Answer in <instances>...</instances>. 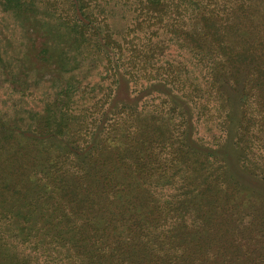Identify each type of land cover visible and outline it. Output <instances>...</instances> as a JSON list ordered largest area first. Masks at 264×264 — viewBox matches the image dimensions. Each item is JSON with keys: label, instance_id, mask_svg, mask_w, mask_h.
Listing matches in <instances>:
<instances>
[{"label": "rangeland", "instance_id": "obj_1", "mask_svg": "<svg viewBox=\"0 0 264 264\" xmlns=\"http://www.w3.org/2000/svg\"><path fill=\"white\" fill-rule=\"evenodd\" d=\"M119 1H110L105 8L91 3V10L107 18L116 36L130 26L133 16ZM19 3L0 0V256L8 249L11 254L16 252L18 264H33V259L67 264L66 241L62 242L65 247H55L43 236L44 212L52 194L40 181H47L45 165L51 162L55 143L62 151L70 150L79 117L109 79L104 58L78 37L69 22L73 0ZM258 12L253 22L263 21L264 27V0ZM251 34L257 36L255 31L242 36ZM234 42L238 43L236 38ZM260 42L264 43V31ZM169 58L177 60L188 83L196 82L197 76L206 88L208 70L187 50L177 47ZM251 58H243L238 71L224 70L216 77L220 101L225 104L221 112L227 132L220 157L224 167L208 150L213 137L224 132L222 118L210 122L193 112L194 138L183 147L187 154L165 144L160 153L168 158L166 162L156 163L154 172L138 186L133 181L131 194L136 204L150 215L165 216L146 247L148 252L150 248L163 250L169 264H264V88L256 87ZM73 86L94 89L84 95L72 92ZM258 95L263 97L260 104ZM133 103L129 83L122 77L111 107ZM167 126L177 138L178 125L168 121ZM165 209L167 213L162 212ZM130 216L124 210V219ZM125 225L120 220L109 226L113 242L125 238ZM36 240L42 242L34 245ZM148 252H143L145 258ZM8 262L9 257L0 261Z\"/></svg>", "mask_w": 264, "mask_h": 264}, {"label": "trees", "instance_id": "obj_2", "mask_svg": "<svg viewBox=\"0 0 264 264\" xmlns=\"http://www.w3.org/2000/svg\"><path fill=\"white\" fill-rule=\"evenodd\" d=\"M19 1L13 0L16 5ZM73 1L69 22L78 37L104 58L109 82L79 117L78 139L69 143L70 150L62 151L55 143L51 162L45 165L47 181L40 183L50 190L52 201L44 212L43 236L55 247H65L62 242L66 241L63 250L74 264H169L163 250L150 248L151 253L146 247L165 216L150 215L136 204V196L131 194L133 181L138 186L154 172L156 163L166 162L168 158L160 153L165 144L187 154L183 147L194 138L193 112L210 122L222 118L224 132L213 137L208 150L224 167L220 157L227 132L221 112L225 104L220 101L216 77L224 70L238 71L242 59L252 57L249 63L255 69L256 87L264 88V43L260 42L264 27L263 21L253 22L261 14L260 0H120L133 13L130 26L120 36L111 31L107 18L91 10L93 2L105 8L113 0ZM253 31L257 36H242ZM177 47L187 50L208 70L205 89L197 76L196 82L188 83L177 60L169 58ZM258 51L260 56L254 60ZM122 77L129 83L134 103L111 107ZM82 87L73 86L71 91L86 95L94 89ZM258 98L260 104L263 97ZM168 121L178 125L177 138L169 131ZM117 140L121 145L114 144ZM122 196L126 198L122 200ZM124 210L131 214L127 219ZM120 220L126 221V236L113 242L108 228ZM2 239L0 234V247ZM40 242L36 240L34 245ZM151 242L155 244V239ZM15 254L6 249L0 261L9 257L7 264H18ZM45 262L33 259V264Z\"/></svg>", "mask_w": 264, "mask_h": 264}]
</instances>
